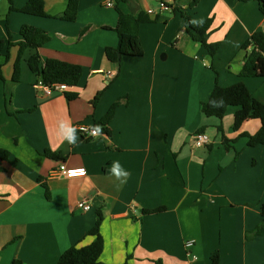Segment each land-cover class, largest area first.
<instances>
[{
    "label": "crops",
    "instance_id": "obj_1",
    "mask_svg": "<svg viewBox=\"0 0 264 264\" xmlns=\"http://www.w3.org/2000/svg\"><path fill=\"white\" fill-rule=\"evenodd\" d=\"M107 1L80 0L76 21L68 22L57 18L68 0H45L46 17L10 11L11 3L20 10L29 0H0V44L11 37L15 45L0 53V150L9 153L0 159V264H57L70 248L93 242L88 234L99 211L104 264H124L128 257L132 264H211L216 252L221 264H264V235H250L263 223L264 146L249 147L241 136L255 135L261 122L249 120L234 131L236 108L222 120L202 113L217 84L242 82L264 104V77H240L252 50L243 45L264 32L258 3L199 0L190 8L178 0L162 12L160 0H130L121 10L148 18L139 30L144 54L117 64L106 56L119 42L116 3L108 7ZM152 8L154 16L147 13ZM182 13L197 24L212 20L210 42L220 43L214 57L186 33ZM26 25L50 40L24 52L16 82ZM36 53L43 61L80 66L78 85L46 94L28 66ZM117 102L105 133L84 138L78 132L80 125L100 124ZM62 120L76 128L75 145L61 140ZM198 134L208 137L206 146H195ZM113 161L127 177L111 174ZM62 165L87 175L52 176ZM82 200L90 211L77 207Z\"/></svg>",
    "mask_w": 264,
    "mask_h": 264
},
{
    "label": "trees",
    "instance_id": "obj_2",
    "mask_svg": "<svg viewBox=\"0 0 264 264\" xmlns=\"http://www.w3.org/2000/svg\"><path fill=\"white\" fill-rule=\"evenodd\" d=\"M80 0H68V8L66 12L57 18L60 20L74 22L77 19L79 12ZM116 3V11L118 12V23L116 32L118 34V46L116 48H107L106 56L110 62L120 64L125 57H142L144 49L139 37L140 26L148 22V18L140 14L136 16L134 14H125L121 10V4H128L130 0H113ZM190 8L197 6L199 0H186ZM240 2L255 1L258 3L260 12L264 15V0H238ZM10 11H19L33 16L46 17L45 13V0H29L27 5L23 9H16L11 3ZM183 18L186 20V33L197 43L206 48L209 55L214 57L220 48V43H211L210 37L212 35V20H207L204 24H197L190 20V18L182 13ZM20 35L23 41L18 45L19 54L17 61L14 65V81H20L21 66L20 62L24 52L27 49L38 51L46 43L49 42L50 37L48 34L35 27L23 26ZM15 46L11 42V37L7 41H2L0 44V53L4 48L10 49ZM252 50L247 53L243 69L240 73V77H264V32H257L253 34L249 41L243 45V49ZM9 59V56H6ZM29 69L37 74L41 80V83L45 86H53L55 84H66L69 87H75L78 85L82 78V68L78 65H72L66 62H62L55 59H48L43 61L38 53L32 55L28 60ZM0 79L2 75L0 73ZM68 99L73 100L76 98L75 94H66ZM101 96V93L96 97V100ZM119 102L115 103L104 120L98 124L103 127V133H105L104 126H106L113 118L116 108ZM236 108L234 114V131H239L243 124L249 120H260L261 129L255 134L250 135L243 133L241 136L248 139L249 147L264 146V104L256 100L242 82L232 85L230 87L223 88L218 84L215 86L209 100L202 104V113L206 117H215L223 119L228 109ZM204 129H201L203 131ZM220 132L222 128L219 127ZM85 138V137H84ZM230 140L225 136L223 137V143L227 150H231L233 147L230 145ZM235 142V141H233ZM46 156L61 160L60 154L47 152ZM9 157V153L0 150V159L6 160ZM164 208L150 211L147 213H158L164 211ZM262 217L263 223L259 225L253 233L250 235H264V204L262 205ZM103 222V215L99 211L98 218L95 226L89 232V236L94 240L87 246H74L63 253L57 264H104L100 261L102 253L104 251V239L100 233V228ZM249 237V235H248ZM132 258L128 257L124 264H132ZM13 264H23L21 261H14ZM156 264H164L162 261L156 262ZM211 264H221L220 254L216 252L211 258Z\"/></svg>",
    "mask_w": 264,
    "mask_h": 264
},
{
    "label": "built area",
    "instance_id": "obj_3",
    "mask_svg": "<svg viewBox=\"0 0 264 264\" xmlns=\"http://www.w3.org/2000/svg\"><path fill=\"white\" fill-rule=\"evenodd\" d=\"M177 2L178 0H160L159 9L162 12L172 11V8L176 5ZM106 5L108 7H113V3L111 0H108ZM147 13L150 16H154L156 14V10L152 8V9H149ZM41 85L44 87L46 94H52L54 92H66L69 89V86L66 84H55L53 86H45L44 84L41 83ZM91 131H92V128H89L85 125H80L78 127V132L85 138H98L100 136L98 135L96 137H93L92 135L89 134ZM208 142H209V139L205 134H198L194 137V143L196 147H204L208 144ZM81 169L84 170V174L73 177V176H70L69 173L72 170H79V169H67L64 165H62L58 170L53 172L52 176H55V177L65 176L68 178L85 177L87 175V171L84 168H81ZM77 207L84 212H88L92 208L90 202L87 200H82L78 202ZM193 244H194L193 241L188 242L187 247L190 248L193 246Z\"/></svg>",
    "mask_w": 264,
    "mask_h": 264
},
{
    "label": "clouds",
    "instance_id": "obj_4",
    "mask_svg": "<svg viewBox=\"0 0 264 264\" xmlns=\"http://www.w3.org/2000/svg\"><path fill=\"white\" fill-rule=\"evenodd\" d=\"M93 137L103 134V127L101 125H95L92 127V131L89 133ZM59 136L61 140H66L69 145H75L78 137L76 136V128L71 126L70 122L60 121L59 122ZM111 174L115 176L118 180H121L124 177H127V171L121 166L119 161H113L111 165ZM84 170H72L69 175L70 176H78L83 175Z\"/></svg>",
    "mask_w": 264,
    "mask_h": 264
}]
</instances>
